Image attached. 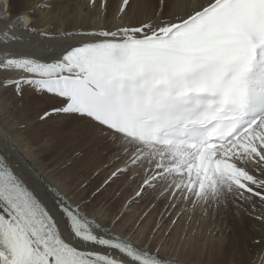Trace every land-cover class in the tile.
<instances>
[{"label":"snow or ice","instance_id":"6c2138e0","mask_svg":"<svg viewBox=\"0 0 264 264\" xmlns=\"http://www.w3.org/2000/svg\"><path fill=\"white\" fill-rule=\"evenodd\" d=\"M54 6L0 0V90L18 108L27 100L33 117L0 131V264H187L155 242L164 212L147 244L121 230L131 205L157 187L153 201H167L173 226L189 205L247 215L248 264H264V212L255 214L264 206V0H154L134 23L124 22L133 0H118L111 24L109 0H69L60 11H76L64 26L38 27ZM15 29L59 43L21 50ZM54 117L110 157L95 186L99 170L70 183L83 151L63 159V187L41 171L51 137L33 148L21 130L54 128ZM117 181L136 185L134 195L104 217L97 197Z\"/></svg>","mask_w":264,"mask_h":264},{"label":"bare ground","instance_id":"6f19581e","mask_svg":"<svg viewBox=\"0 0 264 264\" xmlns=\"http://www.w3.org/2000/svg\"><path fill=\"white\" fill-rule=\"evenodd\" d=\"M64 1L66 0H54L55 6L53 9L48 13L41 14L38 27L47 28L49 31L55 32L56 29L64 26V21L68 20L72 12L76 11L73 8L72 12L66 10L61 12L60 9L62 6L69 2V0ZM71 2L76 3V0H71ZM133 2L136 6L135 15L130 11L129 15L124 18V22L134 23L136 20L142 18L146 12L145 6L150 2H154V0H133ZM79 3L82 6L85 0H79ZM117 4L118 0H109L107 13V22L109 24L116 22L113 21L112 17ZM15 12L16 5L14 4L13 15H15ZM82 14L86 17L88 10L83 9ZM92 19L95 21V14H93ZM14 31L22 36V41L20 44L12 46L21 50L31 48L42 49L45 45L52 46L59 43L58 40L45 38L39 34L25 33L21 29H15ZM25 93L27 97V89ZM17 104L18 100L10 89L7 92L0 90V131L4 130L5 127L9 131H15L20 124H24L33 119L27 112V100H25L24 108H18ZM5 109H7V115H5ZM54 121H56L54 128L45 127L39 132L33 129H29L27 132L21 130L22 135L29 136L33 141V148L38 146L42 136L51 137L50 142L42 150L44 158L38 162L44 165L41 171L45 172V174H49L50 170L54 171L56 174L50 176V178L60 183L61 187H63L61 179L63 169L60 167L63 159L69 153L81 151H83L84 159L80 161L78 167L82 168V173L81 175L71 177L70 183L75 184L77 180L90 177L92 173L99 169H105L103 166L109 162L110 157L105 155L103 147L86 146L83 143L76 142L71 135V126L65 117H54ZM59 128H64L65 131L62 134H58L57 129ZM108 170L111 171V169ZM103 172L101 171L100 176L93 177L89 180L90 188L101 181L100 177H102ZM115 185H117L116 190L121 189L120 197L115 196V193H108L106 190L103 193L107 195H103L102 193L97 197L96 204L102 206V214L104 217L110 218L112 214L120 211L124 200L132 196L136 188V185L128 188L127 184L121 181H117ZM150 196L151 194L146 192L144 197L138 200L140 204L131 205L127 210V215L121 224V230H127L125 234L130 235L134 232V239L138 240L141 244H147L148 237L152 235L151 228L155 226L156 221H160L161 213L164 212L165 218L161 221L163 226L155 237L156 243L163 241V247L161 248L163 255L177 257L185 260L187 264H248L250 258L248 248L250 245H248L245 236L246 233L251 234L253 221L247 215L241 213L239 217H236L233 215L234 209L228 212L221 210L217 214H208L206 217L197 211L193 214H184V211L177 223L173 226L168 219V213L165 212V204L167 201H154V206H150L149 203H146L148 198L153 201ZM150 207L151 212L148 220L140 223L139 218ZM176 211L179 212L180 209ZM261 212H264V206L258 205L255 209V214L258 215ZM175 215V213H172L173 217ZM197 219H203L202 223H198L196 221ZM169 228H171V235L165 237L163 233Z\"/></svg>","mask_w":264,"mask_h":264},{"label":"rangeland","instance_id":"374dc122","mask_svg":"<svg viewBox=\"0 0 264 264\" xmlns=\"http://www.w3.org/2000/svg\"><path fill=\"white\" fill-rule=\"evenodd\" d=\"M66 1H68V0H66ZM66 1H64V2H66ZM99 171L101 172H103L102 174V177H100V179L102 180L103 178H104V176H106L107 174H108V172H109V170L108 169H99ZM117 183V182H116ZM116 183H114V184H112L108 189H106V192H108V193H111V194H114L115 193V196H117V197H120V195H121V189H118V190H116V188H117V185H115ZM112 189V190H111ZM158 192H157V191ZM156 190L154 189V191L153 190H150V191H148V193L149 194H151V196H150V198L151 199H153V196H156L155 194H157V193H159V187H157L156 188ZM110 191V192H109ZM117 193H120L119 195H117ZM152 193H153V195H152ZM110 194V195H111ZM103 195H107V194H105V193H103ZM134 195V194H133ZM119 199V198H118ZM150 199L148 198V200L146 201V203H149V205H150ZM145 203V202H144ZM153 203H154V201H152V205H153ZM138 204H140V202L139 201H136L135 203H133L132 205H138ZM152 205H150V206H152ZM195 211H197V212H199V213H201L203 216H208V214H217L218 213V211H215V210H213V209H211V208H209L207 211H205V209L204 208H202V207H200V206H196V207H193V206H191V205H189L188 206V208H187V210L185 211V213L184 214H188V213H194ZM198 223H202V221H203V219H197L196 220Z\"/></svg>","mask_w":264,"mask_h":264}]
</instances>
